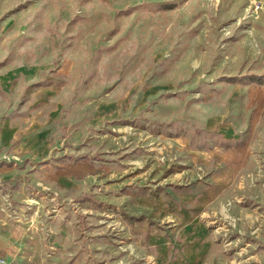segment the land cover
I'll return each mask as SVG.
<instances>
[{
	"label": "rangeland",
	"instance_id": "obj_1",
	"mask_svg": "<svg viewBox=\"0 0 264 264\" xmlns=\"http://www.w3.org/2000/svg\"><path fill=\"white\" fill-rule=\"evenodd\" d=\"M0 252L264 264V0H0Z\"/></svg>",
	"mask_w": 264,
	"mask_h": 264
},
{
	"label": "built area",
	"instance_id": "obj_2",
	"mask_svg": "<svg viewBox=\"0 0 264 264\" xmlns=\"http://www.w3.org/2000/svg\"><path fill=\"white\" fill-rule=\"evenodd\" d=\"M0 264H16L15 258L0 254Z\"/></svg>",
	"mask_w": 264,
	"mask_h": 264
},
{
	"label": "crops",
	"instance_id": "obj_3",
	"mask_svg": "<svg viewBox=\"0 0 264 264\" xmlns=\"http://www.w3.org/2000/svg\"><path fill=\"white\" fill-rule=\"evenodd\" d=\"M1 255H6V256H9V257H13L16 259V257L14 256V254L12 252H0Z\"/></svg>",
	"mask_w": 264,
	"mask_h": 264
}]
</instances>
